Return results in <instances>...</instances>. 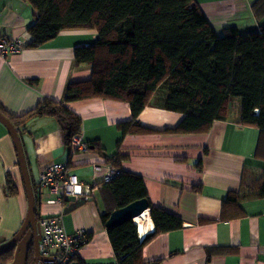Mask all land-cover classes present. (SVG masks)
<instances>
[{"label":"crops","instance_id":"0c3cea01","mask_svg":"<svg viewBox=\"0 0 264 264\" xmlns=\"http://www.w3.org/2000/svg\"><path fill=\"white\" fill-rule=\"evenodd\" d=\"M253 1L195 0L218 34L226 27L256 29L250 11ZM34 19V10L23 0H0V36L23 44L18 54L0 57V104L15 116L32 110L44 99L63 101L69 82L90 77L88 66H75L73 54L75 48L93 44L97 33L64 30L33 47L27 29ZM66 106L80 117V136L85 143L98 142L107 157L117 153L119 143L121 155L126 156L120 170L142 178L151 206L162 207L181 220L180 229L158 235L144 246L143 263L264 264V198H244L238 204L243 213L240 217L232 216L234 208L222 205L229 192L258 189L256 182L264 174V140L260 142L258 129L240 125L231 112L206 133L165 132L174 129L183 115L147 106L136 124L149 131L122 136L116 126L131 119L126 103L94 98L67 102ZM19 137L30 182L38 189L40 172L54 163L68 165L81 184L78 197L61 203L48 190L37 189L38 216H60L67 234L80 229L88 234L75 262L118 264L101 220L105 205L98 184L108 165H103L93 150L71 154L59 123L51 117L28 119ZM95 165L102 170L95 171ZM7 176L17 189L12 197L6 193ZM247 180H251L248 185ZM26 209L15 147L0 123V246L19 230ZM146 217L148 221L141 222L144 237L154 231L149 209ZM219 249L226 251L220 253Z\"/></svg>","mask_w":264,"mask_h":264},{"label":"trees","instance_id":"16d2710c","mask_svg":"<svg viewBox=\"0 0 264 264\" xmlns=\"http://www.w3.org/2000/svg\"><path fill=\"white\" fill-rule=\"evenodd\" d=\"M23 1L35 12L34 22L27 29L31 46H41L61 31L72 29L94 30L97 39L91 45L75 48V66H88L90 77L69 82L63 101L44 99L20 116L11 115L0 104V114L19 136L28 119L51 117L59 123L65 144L70 146L71 138L80 135L81 119L66 103L94 98L129 106L131 119L116 126L122 136L149 131L136 124L147 106L183 115L174 129L165 132L206 133L215 121L227 119L238 99L237 122L258 129L260 142L264 140V0L250 4L257 24L254 31L241 33L237 27H226L220 34L195 0ZM88 148L98 153L104 165L119 170L126 158L119 151V143L112 157L105 156L98 142L88 144ZM256 183V191L251 187L249 191L229 192L223 208H234L232 216H242L238 204L244 198H264V174ZM31 184L37 219V186ZM98 185L104 197L103 225L112 211L147 200L154 225L151 235L139 241L133 220L107 228V232L118 264H149L142 261L144 246L158 235L180 229L181 220L164 208L149 204L144 182L138 175L120 170L119 176ZM6 193L11 197L17 194L8 176ZM15 249L14 246L1 253L0 264H13ZM33 257L30 241L25 246L24 264H33Z\"/></svg>","mask_w":264,"mask_h":264},{"label":"built area","instance_id":"2783aa9c","mask_svg":"<svg viewBox=\"0 0 264 264\" xmlns=\"http://www.w3.org/2000/svg\"><path fill=\"white\" fill-rule=\"evenodd\" d=\"M23 44L19 39H8L0 36V57L6 58L18 54ZM71 154H86L88 144L80 135H75L70 141ZM99 172L102 168L94 166ZM120 170L110 165L106 166L103 181L108 182L119 176ZM80 181L76 175L70 173L66 164L54 163L47 166L38 176V187L46 189L54 195L55 201L61 203L63 200L76 198L80 195ZM38 234L37 251L39 261L37 264H71L77 256L79 247L88 240V234L80 229L73 234H67L61 225L60 216L39 217L36 220ZM137 236L141 241V234Z\"/></svg>","mask_w":264,"mask_h":264},{"label":"water","instance_id":"95a60500","mask_svg":"<svg viewBox=\"0 0 264 264\" xmlns=\"http://www.w3.org/2000/svg\"><path fill=\"white\" fill-rule=\"evenodd\" d=\"M0 123L7 129L17 155L18 165L21 171L22 181L24 185V190L26 194L27 200V212L26 216L19 228V230L14 234V236L0 246V254L5 252L6 250L10 249L17 245V243L23 238L27 230H31L32 232V244L34 247V257H33V264H37L39 261V255L37 251V244H38V234L36 229V218H35V200L32 191V186L30 182V178L27 171V165L25 162L24 151L22 147V143L20 137L17 133V130L13 127L10 121L5 118L3 115L0 114ZM92 150V149H90ZM149 208L148 202L146 199L137 200L123 208L114 210L110 213L108 220L105 223L106 228H114L117 227L125 222L132 221L133 218L143 216L145 211ZM26 246V243L23 244ZM71 264H79L78 262H72Z\"/></svg>","mask_w":264,"mask_h":264},{"label":"rangeland","instance_id":"374dc122","mask_svg":"<svg viewBox=\"0 0 264 264\" xmlns=\"http://www.w3.org/2000/svg\"><path fill=\"white\" fill-rule=\"evenodd\" d=\"M240 31L242 33L245 32H250V31H254L253 28L251 27H246L243 29H240ZM234 108L231 110L232 114L231 116H235L236 115V104L238 102V99H236ZM251 182V180H247L245 181V183H247V185ZM39 218V217H38ZM37 218V219H38ZM36 219V220H37ZM133 222V221H132ZM30 235L31 233L28 231L23 238L19 241V243H17L16 249H15V256H14V262L13 264H24V257H25V247L23 246L24 243L28 242L30 240ZM145 237L143 236V238L141 237V241L144 239ZM139 240V239H138Z\"/></svg>","mask_w":264,"mask_h":264},{"label":"bare ground","instance_id":"6f19581e","mask_svg":"<svg viewBox=\"0 0 264 264\" xmlns=\"http://www.w3.org/2000/svg\"><path fill=\"white\" fill-rule=\"evenodd\" d=\"M89 149V148H88ZM90 151V150H89ZM104 165V164H103ZM100 166V165H99ZM106 166V165H105ZM122 173V172H121ZM32 185V184H31ZM38 185V184H37ZM97 186V185H96ZM95 187V186H94ZM38 188H36V190H37ZM38 190H40V188L38 189ZM98 190V189H97ZM33 191V190H32ZM37 192V191H36ZM97 193H99V191L97 192ZM37 194H38V192H37ZM39 196H40V194H39ZM41 197V196H40ZM6 198V197H5ZM39 198V197H38ZM27 210V209H26ZM145 216H147V211H145V213H144V215L143 216H139V217H135V218H133V221H134V223H135V225H136V228L138 229V232L139 233H141L142 234V223L141 222H144V221H148V217H146L145 218ZM17 231V230H16ZM19 243V242H18ZM17 246V245H16ZM15 246V247H16Z\"/></svg>","mask_w":264,"mask_h":264},{"label":"flooded vegetation","instance_id":"af4514ba","mask_svg":"<svg viewBox=\"0 0 264 264\" xmlns=\"http://www.w3.org/2000/svg\"><path fill=\"white\" fill-rule=\"evenodd\" d=\"M28 231L31 233L29 242H30V241L32 242V232H31V230H29V229L27 230V232H28ZM27 232H26V233H27ZM26 233H25V234H26Z\"/></svg>","mask_w":264,"mask_h":264}]
</instances>
